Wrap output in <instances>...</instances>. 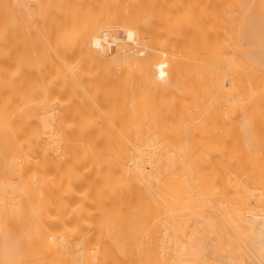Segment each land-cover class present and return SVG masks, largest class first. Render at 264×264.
Wrapping results in <instances>:
<instances>
[{
    "label": "bare ground",
    "instance_id": "bare-ground-1",
    "mask_svg": "<svg viewBox=\"0 0 264 264\" xmlns=\"http://www.w3.org/2000/svg\"><path fill=\"white\" fill-rule=\"evenodd\" d=\"M0 264H264V0H0Z\"/></svg>",
    "mask_w": 264,
    "mask_h": 264
}]
</instances>
